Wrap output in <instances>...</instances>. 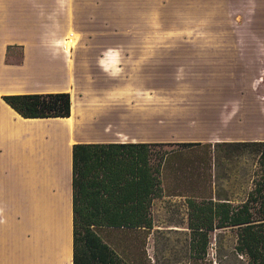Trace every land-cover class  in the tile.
<instances>
[{
    "label": "crops",
    "instance_id": "crops-1",
    "mask_svg": "<svg viewBox=\"0 0 264 264\" xmlns=\"http://www.w3.org/2000/svg\"><path fill=\"white\" fill-rule=\"evenodd\" d=\"M185 1L184 15L214 26L224 13L244 12L240 0ZM255 3L257 16L264 0ZM62 4L0 0V264H72L74 143L264 141V44L138 39L80 50L64 42L65 26L79 23L64 19ZM143 9L136 5L138 20ZM235 31L201 27L184 36ZM143 34L136 28V38L156 35ZM169 77L198 87L177 90ZM44 92H69L70 116L22 117L2 99Z\"/></svg>",
    "mask_w": 264,
    "mask_h": 264
},
{
    "label": "rangeland",
    "instance_id": "rangeland-1",
    "mask_svg": "<svg viewBox=\"0 0 264 264\" xmlns=\"http://www.w3.org/2000/svg\"><path fill=\"white\" fill-rule=\"evenodd\" d=\"M143 3L142 19L138 20L136 5ZM185 0H63V15L78 19L79 26H65L66 46L84 50L94 45L102 49L120 44H264V7L260 15H254L255 0H240L244 12L224 13L216 25L199 21L183 13ZM52 5H55L52 2ZM57 5V4H56ZM239 8V9H240ZM254 16L259 20L253 19ZM65 23V22H64ZM219 27L224 30L238 29L233 36L189 37V29ZM136 28L153 31L152 38L135 37ZM248 36L247 35V31ZM253 30V31H250ZM77 37L68 45V34ZM143 34V35H144ZM258 35V36H256ZM69 38H72L69 37ZM137 39V42H136ZM139 39V40H138ZM63 42V44H64ZM68 47V48H69ZM86 59V57L84 58ZM174 86L198 87V82L183 78L163 79ZM179 90V89H177ZM176 90V91H177ZM187 90V89H186ZM185 93H188V91ZM190 90V89H189ZM192 95V94H189ZM191 101H176L174 104ZM194 103V102H193ZM190 151H182L180 158L171 162L166 170L162 195L152 205L151 228L104 229L102 239L113 248L127 264H246V255L233 253L236 245L237 227L217 228L210 233L207 256L191 249L190 241L199 240L188 227V198L199 201L212 196L215 200L229 199L233 206L245 202L259 209L261 199L254 201L251 192L261 178L264 163L260 153L251 147L237 149L214 146L215 142H201ZM199 196V197H197ZM14 235V231H11Z\"/></svg>",
    "mask_w": 264,
    "mask_h": 264
},
{
    "label": "trees",
    "instance_id": "trees-1",
    "mask_svg": "<svg viewBox=\"0 0 264 264\" xmlns=\"http://www.w3.org/2000/svg\"><path fill=\"white\" fill-rule=\"evenodd\" d=\"M2 99L22 117H68L69 92L5 94ZM201 142H77L72 145V264H127L101 237L104 229L151 228L152 205L162 195L172 161ZM214 146L251 147L264 163V141H223ZM251 194L264 206V170ZM196 197V196H195ZM188 198V227L199 240L191 249L208 255L210 233L237 227L233 253L246 264H264V208L207 196ZM199 197V196H197Z\"/></svg>",
    "mask_w": 264,
    "mask_h": 264
},
{
    "label": "bare ground",
    "instance_id": "bare-ground-1",
    "mask_svg": "<svg viewBox=\"0 0 264 264\" xmlns=\"http://www.w3.org/2000/svg\"><path fill=\"white\" fill-rule=\"evenodd\" d=\"M71 36L73 37L74 35L71 34ZM72 42H73V38H68V40H67L68 45H70Z\"/></svg>",
    "mask_w": 264,
    "mask_h": 264
}]
</instances>
